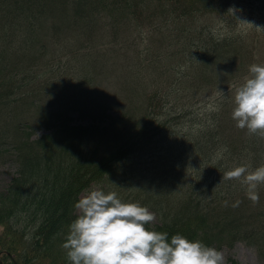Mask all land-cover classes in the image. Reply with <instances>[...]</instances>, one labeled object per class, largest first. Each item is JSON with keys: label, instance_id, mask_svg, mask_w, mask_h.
I'll return each instance as SVG.
<instances>
[{"label": "trees", "instance_id": "1", "mask_svg": "<svg viewBox=\"0 0 264 264\" xmlns=\"http://www.w3.org/2000/svg\"><path fill=\"white\" fill-rule=\"evenodd\" d=\"M229 15L221 0H0V142L12 140L18 161L0 190V264H70L62 244L80 194L106 178L127 185L121 175L138 190L150 187L139 203L158 208L161 220L148 228L211 247L245 241L264 258V185L254 205L239 181L222 180L237 166L264 164V139L231 118L256 57ZM161 17L182 47L127 65L132 106L120 120L73 125L64 109L111 60L98 43ZM193 89H212L214 99L197 111ZM23 109L36 110L49 132L19 136Z\"/></svg>", "mask_w": 264, "mask_h": 264}, {"label": "clouds", "instance_id": "2", "mask_svg": "<svg viewBox=\"0 0 264 264\" xmlns=\"http://www.w3.org/2000/svg\"><path fill=\"white\" fill-rule=\"evenodd\" d=\"M230 11L234 14V9ZM232 103L236 127L264 139V65L249 66V76L236 88ZM222 151L227 152V147ZM222 180L239 181L246 197L258 204L264 164L252 170L237 166L226 171ZM75 208L78 214L62 244L70 264H224L223 252L215 247L181 234L169 240L168 233L148 228L156 220L155 213L138 202L123 201L114 191L88 190Z\"/></svg>", "mask_w": 264, "mask_h": 264}, {"label": "rangeland", "instance_id": "3", "mask_svg": "<svg viewBox=\"0 0 264 264\" xmlns=\"http://www.w3.org/2000/svg\"><path fill=\"white\" fill-rule=\"evenodd\" d=\"M221 4L229 9L231 14L229 17L233 22L237 21L240 32H243L245 37H249L254 41L251 48H253L255 57L261 58V63L264 64V30H257L255 27L260 26L264 28V0H221ZM230 9H234V14ZM212 16H217L216 12ZM163 18L164 17L152 20L145 19L143 30L135 27L136 29L134 28L132 30V34L129 33L125 36L119 34L118 37L110 35L109 39H105V41L108 42L107 44L104 41H100L98 45L102 50H111L112 54L122 53L120 57L121 63L126 65L137 63L139 68L140 66L145 65L146 62L149 61L146 59H150L152 55L157 58L162 52L173 49L174 45H176L177 49L182 47V39L176 31L177 29L173 27H165L162 21ZM204 20L205 19L201 20L197 24ZM240 20L252 23L254 26L242 23ZM1 22L3 21H0V23ZM182 37L185 38V35H182ZM57 40H61V38L59 37ZM78 41L79 40H75L73 43ZM110 41L113 43L109 44ZM166 61L167 60H164V62ZM120 71H122V69ZM107 74L108 73L105 71L100 72L96 84L93 85L92 89L93 95L95 96H93V101H90H92L94 105L88 104V107L91 109L97 104H104L105 110H108V113H110L111 116L119 119L122 117L123 112L128 111L129 107L132 106V103L126 96H123L125 92H121L123 90V80L114 79ZM248 76L249 75H246L242 82H244L245 78ZM213 91L214 90L212 89L208 91L193 89L190 91L189 97L196 95V99H194L193 102H195L194 108L197 111L203 108L204 102H211L214 99ZM55 108L64 109L60 107L59 104L55 106ZM66 109L70 114L65 116H71L73 118V123H97V119L93 118L95 117L93 114L99 112L96 108L85 110L82 104L77 101L76 104L69 105ZM66 109L64 110L66 111ZM21 115H23V113ZM22 119L24 120L25 125L27 123L31 125V129L34 131V136H38L45 132L46 129L42 126L43 122L35 117L34 111L32 113H26L22 116ZM106 119H110L108 114L102 120ZM23 120L18 122V128L15 132L20 129V126L24 127ZM11 143L12 140L10 138L2 139L0 142V189L6 188L11 183L18 169L16 150ZM145 161L147 160L145 159ZM121 178L125 179V182L127 183L130 181V177L127 175L119 176V180H121ZM175 182L176 180L172 181L173 184ZM93 188H100L105 192L114 191L120 198L123 196V201L125 202H138L140 199L139 196H135L137 193L135 188L121 187L119 183H116L115 178H106L102 182L94 183L88 190ZM88 190L82 192V196ZM148 208L151 212L155 213L156 216V220L151 223V225L160 223L161 214L159 210L152 206H148ZM215 248L223 252L224 264H264V258L259 254L257 249L247 244L245 241H237L233 246L223 245Z\"/></svg>", "mask_w": 264, "mask_h": 264}]
</instances>
